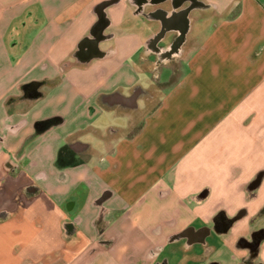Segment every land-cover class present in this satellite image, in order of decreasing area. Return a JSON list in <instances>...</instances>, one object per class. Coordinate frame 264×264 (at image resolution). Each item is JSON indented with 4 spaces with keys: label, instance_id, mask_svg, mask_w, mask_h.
<instances>
[{
    "label": "crops",
    "instance_id": "0c3cea01",
    "mask_svg": "<svg viewBox=\"0 0 264 264\" xmlns=\"http://www.w3.org/2000/svg\"><path fill=\"white\" fill-rule=\"evenodd\" d=\"M260 170L264 0H0V264H264Z\"/></svg>",
    "mask_w": 264,
    "mask_h": 264
},
{
    "label": "rangeland",
    "instance_id": "374dc122",
    "mask_svg": "<svg viewBox=\"0 0 264 264\" xmlns=\"http://www.w3.org/2000/svg\"><path fill=\"white\" fill-rule=\"evenodd\" d=\"M156 92L159 93L160 91L158 90ZM156 92H155V96L157 94ZM139 103L141 104V101ZM254 177H255L254 178V184H256V186H253V191L255 192L258 190V194H260V195L264 194V171L263 170L257 171L255 173ZM252 241L255 242L254 238L252 239Z\"/></svg>",
    "mask_w": 264,
    "mask_h": 264
},
{
    "label": "trees",
    "instance_id": "16d2710c",
    "mask_svg": "<svg viewBox=\"0 0 264 264\" xmlns=\"http://www.w3.org/2000/svg\"><path fill=\"white\" fill-rule=\"evenodd\" d=\"M44 124H46V123H45V122H38V123H37V126L40 127V126H42V125H44Z\"/></svg>",
    "mask_w": 264,
    "mask_h": 264
}]
</instances>
